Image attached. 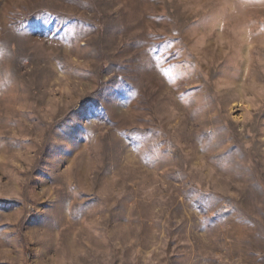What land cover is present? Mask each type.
I'll return each instance as SVG.
<instances>
[{
	"label": "rangeland",
	"instance_id": "obj_1",
	"mask_svg": "<svg viewBox=\"0 0 264 264\" xmlns=\"http://www.w3.org/2000/svg\"><path fill=\"white\" fill-rule=\"evenodd\" d=\"M0 264H264V0H0Z\"/></svg>",
	"mask_w": 264,
	"mask_h": 264
}]
</instances>
